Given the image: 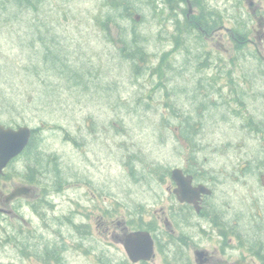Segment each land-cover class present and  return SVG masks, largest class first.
Returning a JSON list of instances; mask_svg holds the SVG:
<instances>
[{
    "label": "rangeland",
    "instance_id": "1",
    "mask_svg": "<svg viewBox=\"0 0 264 264\" xmlns=\"http://www.w3.org/2000/svg\"><path fill=\"white\" fill-rule=\"evenodd\" d=\"M212 1L214 15L197 3H191L190 12L192 21L213 15L211 24L217 20L224 27L208 41L195 27L188 28L189 4L181 0H129L128 13L111 0H41L39 10L9 8L10 20L0 25V59L16 76L0 74V123L41 129L33 145L0 175V192L26 182L30 166H38L40 188H55L61 181L68 188L64 192H75L73 184L90 183L95 192L110 194L112 203L139 200L159 209H192L202 198L182 199L169 170L183 172L188 161H201L222 179L223 198L249 193L244 180L224 179L228 171L238 178L255 177L249 174L253 162L264 160V130L247 128L248 116L264 122V61L256 51L261 36L248 35L247 25L241 28L242 43L232 36L242 25L237 20L250 17V0ZM39 26L54 35L41 38ZM136 41L146 52L145 61L127 55ZM48 47L66 55L71 67L92 69L86 82L64 73L48 76L44 70L53 64L46 67L38 59ZM207 52L220 74L216 79L242 82L249 91L243 103L208 104L203 111L204 100H220L216 93L201 95L204 76L215 74L201 69ZM160 63L162 74L156 71ZM49 82L59 91L44 100L51 107L34 102ZM17 105L22 111L14 112ZM183 119L192 122L191 142L180 131ZM30 230L22 217L0 212V264H29L27 244L36 242Z\"/></svg>",
    "mask_w": 264,
    "mask_h": 264
},
{
    "label": "flooded vegetation",
    "instance_id": "2",
    "mask_svg": "<svg viewBox=\"0 0 264 264\" xmlns=\"http://www.w3.org/2000/svg\"><path fill=\"white\" fill-rule=\"evenodd\" d=\"M181 1L201 4L204 13L209 12L205 6L214 9L212 0ZM255 1H258L256 5ZM249 13L247 33L261 36L257 37L256 51L264 61V0H250ZM213 15L200 17L205 24L200 28L205 41L224 29L217 20L211 24L209 19ZM232 36L237 42L244 41L237 32H232ZM205 55L207 59L201 69L215 74L204 76L201 95L209 98L211 93H216L220 100L213 98L211 103L204 100L203 111L207 108L203 105L242 103L249 96V91L244 90L246 87L232 79L228 83L216 79L220 74L213 69L211 54ZM207 86H210L208 91ZM261 95L264 97V91ZM247 121L252 131L264 130V122L256 123L250 116ZM22 155L14 158L9 166ZM203 165L201 161H188L181 168L193 180L192 183L186 178L190 190L203 186L199 194L194 190L181 194L185 201L202 198L200 205L192 209L174 205L159 209L139 200L133 205L112 203L114 198L110 194L95 192L90 183L73 184L75 192H64L68 188L61 181L55 188H40V177L31 178L27 170L26 182L13 185L7 194L0 192L5 205L0 206V212L20 216L31 227L29 237L36 242L27 244L29 264H264V169L256 165L249 174L259 172L258 176L241 178L228 171L224 180H244L242 183L249 193L240 199L227 200L218 186L222 179L207 172ZM246 168L244 165L240 169ZM174 169L169 170L171 180L173 177L172 182L180 189ZM20 186L29 187V192L7 200ZM79 189L85 191L78 192ZM25 210L28 213L23 215Z\"/></svg>",
    "mask_w": 264,
    "mask_h": 264
},
{
    "label": "trees",
    "instance_id": "3",
    "mask_svg": "<svg viewBox=\"0 0 264 264\" xmlns=\"http://www.w3.org/2000/svg\"><path fill=\"white\" fill-rule=\"evenodd\" d=\"M40 2L41 0H0V25L1 23H5V20H10L11 15L10 11H7L9 8H11L12 6L19 8L20 10L23 9H36L39 10L40 9ZM112 4H114L119 10H125L124 12H127L131 9L132 6H130V2L129 0H111ZM122 3V4H121ZM122 5V8H121ZM29 7V8H28ZM205 10H208L209 12H213L215 13L213 8H209V6H205L204 7ZM187 11V9H186ZM13 12V11H12ZM14 13V12H13ZM130 13V12H129ZM131 14V13H130ZM189 21H191V25L188 24V28L191 29V27H195L197 30H200L201 26H205L204 24V20H202L201 18L197 19L196 21H192L191 18H189L188 16L186 17ZM109 20L113 21L114 18L113 17H109ZM239 24H242L240 26V28H238L236 30V32L238 33V35L240 36L241 39L244 38L245 35V29H241L244 25H247L246 22L238 20ZM47 26L38 27L39 30V36L41 38H45V37H49V36H53L54 34L50 33L48 31V28H46ZM43 31V32H42ZM145 51L143 50V48L139 45V41H136L134 43V46L132 49H128L127 50V55L132 57V58H139L141 61H145ZM168 56V54H164L162 60L164 61L165 58ZM39 60H43L46 63V67H48V65L53 64V68H49V69H45V73L48 76H56V75H60L62 73L67 74L70 76V78L74 79L76 82L82 84L84 81L86 82V72H92V69H88V71L85 69V66L80 67V66H76L74 63V67H71L69 65V63L67 62V56L66 55H61L59 52H53L51 50L50 47H48V49L44 52V54H42L41 57L38 58ZM4 61L0 59V74H5L8 73L9 75H12V77L16 76V73L14 71V69L12 68V66L10 64L4 65L3 64ZM59 64H62L63 67H59ZM161 63L159 64V66L157 67L156 71H158L160 74L163 73V68L161 67ZM67 67V69H65ZM29 71V70H28ZM36 74H40L38 71L35 72ZM159 85H163V83H159ZM31 86V85H30ZM30 86H28V89L30 88ZM48 88L45 90L44 93H41L40 96L38 98H36L34 100V102L36 103H42L44 102L48 107H51L49 102H45L44 100L46 98H49L50 96L56 95L57 93H59L58 89L55 86H52L50 84V82L48 83ZM84 88V87H80L79 89ZM27 89V91H28ZM28 94V93H27ZM14 112L15 111H22L21 107L14 106ZM8 111L12 112L13 109H9ZM193 128L192 122L190 123H186L185 119H183L181 125H180V131L183 134L184 138H186L188 141L189 139L191 140L192 135H190V130ZM39 129H41V127H36L35 128V132H37ZM192 134V133H191ZM33 141L31 142V144L29 145L30 147L33 145ZM191 142V141H189ZM29 147V148H30ZM260 161H255L256 165H261L259 163ZM255 165V167H256ZM262 166V165H261ZM262 168L264 169V167L262 166ZM260 170L259 168L255 171ZM40 171V168L38 166H30V174L29 176L31 178L36 177L35 175H37ZM253 175L258 176L256 173H253Z\"/></svg>",
    "mask_w": 264,
    "mask_h": 264
},
{
    "label": "water",
    "instance_id": "4",
    "mask_svg": "<svg viewBox=\"0 0 264 264\" xmlns=\"http://www.w3.org/2000/svg\"><path fill=\"white\" fill-rule=\"evenodd\" d=\"M33 136V128L29 125H21L17 128L0 124V173L10 163L12 159L22 153L29 145ZM174 177L181 185L183 193H191L189 181L182 175L180 170L174 172ZM203 188H201L202 190ZM30 188L26 186L18 187L12 195L7 196V200L29 192Z\"/></svg>",
    "mask_w": 264,
    "mask_h": 264
}]
</instances>
